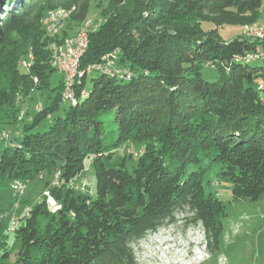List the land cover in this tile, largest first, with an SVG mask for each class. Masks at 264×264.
I'll use <instances>...</instances> for the list:
<instances>
[{
	"label": "trees",
	"instance_id": "trees-1",
	"mask_svg": "<svg viewBox=\"0 0 264 264\" xmlns=\"http://www.w3.org/2000/svg\"><path fill=\"white\" fill-rule=\"evenodd\" d=\"M262 3L0 0V120L17 123V95L26 101L35 88L50 89L52 38L41 22L53 9H77L58 39L73 33L72 25L79 26L91 8L103 18L88 35L80 70L117 50L118 65L133 76L117 80L97 72L84 99L78 97L45 131H35L63 103L61 78L42 112L0 152V188L44 178L58 206L52 211L40 197L28 207L13 233L14 258L0 252V264H137L133 247L182 211L189 225L202 227L207 248L218 249L226 208L205 195L209 166L201 163L219 168L218 176L232 184L233 200L264 198V86L254 84L264 80V41L243 33L261 20ZM227 26L241 29L240 37L225 40L219 30ZM28 48L34 61L23 68L26 60L19 59ZM256 59L263 66L251 68ZM204 68L216 72L214 81L203 78ZM85 78L77 92L85 90ZM103 110L113 112L116 125L106 146L96 120ZM131 142L143 146L135 164L128 162L131 153L114 156ZM86 159L95 173L88 192L80 184ZM193 165L198 170L188 173Z\"/></svg>",
	"mask_w": 264,
	"mask_h": 264
},
{
	"label": "rangeland",
	"instance_id": "rangeland-1",
	"mask_svg": "<svg viewBox=\"0 0 264 264\" xmlns=\"http://www.w3.org/2000/svg\"><path fill=\"white\" fill-rule=\"evenodd\" d=\"M261 7L262 18L255 22L256 24L264 23V0ZM76 11L77 9H74L70 18L63 24L62 30L58 34L53 37L49 36L52 38L51 44L55 42L62 43L63 39L80 32L82 26L83 28L87 26L89 28L92 22L98 26L100 21L103 20L101 14H99L100 12L95 8H91L87 13V17L79 26L72 25L73 33L67 37L58 39L57 37H59L67 22ZM94 20H97V22ZM249 26L246 28V31H248ZM44 29L46 30V26ZM240 31L241 29L239 30V28L227 26L220 29L219 33L225 36L224 39L227 40L226 38L228 36L230 39L239 38L241 35ZM29 52L31 51L28 48L20 56L19 61L22 59L28 62L31 61L33 64L34 57ZM115 65L130 70L127 67L119 66L118 58L115 61ZM249 66L251 68L263 66V61L256 59ZM215 74L216 72L206 68L201 72L203 78L208 81H214ZM99 75L100 73L97 72L88 74L84 80L86 82V91L91 89L92 82L90 80L95 79ZM33 78H31L32 82L37 86V81ZM61 78H63L61 73L56 70L49 76V90H44L41 93V91L35 88L30 92L29 98L26 101L24 97L17 95V107L19 110L16 120L17 123L14 124L12 118L0 120V152H2L6 144L13 143L14 137L19 138L23 125L30 124L31 118L37 113V109H35L37 104H40L43 108V103L47 95L55 96L54 93L56 91L54 93L51 91L57 88ZM258 83L264 86L263 79L257 78L254 84ZM68 106L66 103H60L58 110L52 112L51 116L45 117L35 131H45V129L53 124L55 118L63 115L64 110ZM113 116V112L109 110L100 111L96 115V120L101 122L100 127L105 135V139L103 140L104 146L110 145L116 134V125ZM142 147L140 143L131 142L115 151L114 156L131 153L133 160H128V162L135 164L137 158L134 157V154L139 156ZM201 166H209L202 181L205 195H213L226 208V216L221 219L222 231L217 244L218 249L211 252L207 248L202 227L199 224L189 225L187 223L188 221H186L189 216L185 211H182L175 215L171 223L159 228L154 233L146 234L143 240L133 247L137 264H264V198L256 202L250 200H233L231 194L232 184L228 179L218 176L219 168L211 164L208 160L203 161ZM187 169L188 173L193 172V170H198L194 165ZM55 178L56 175L54 176ZM81 178L80 184H82L85 192L95 188V173L93 172L90 160L86 159L84 176ZM44 182V178L34 179L32 182L25 183L21 192L16 194H13L12 190H10L9 184L0 188V252L11 251V260L14 258L13 252L17 247L13 243L14 222L16 223L18 221L19 224L20 221H23L24 216L27 215L28 207L35 205L40 197L45 196L47 190L44 189Z\"/></svg>",
	"mask_w": 264,
	"mask_h": 264
},
{
	"label": "built area",
	"instance_id": "built-area-1",
	"mask_svg": "<svg viewBox=\"0 0 264 264\" xmlns=\"http://www.w3.org/2000/svg\"><path fill=\"white\" fill-rule=\"evenodd\" d=\"M61 12H54L52 15H45L46 17V29L47 31H50V34H52L55 30H62L61 29V23H58V16L57 14H61ZM47 16H55V22L54 23H47ZM97 28V25H94V22H92V25L89 27L88 30L85 31V33H82L81 36L77 37L75 41H72L68 47H65L63 61H60L63 63L64 68V76L69 77L71 76L72 81V71L74 70V65L79 64L80 60L83 56L82 54V47L84 44H88V35L89 33L93 32ZM244 34L246 37L250 38L252 41H264V23L258 28L253 31H244ZM119 56V53L117 50H114L112 52H108V54L105 55L104 62H100L96 65H89L87 68L84 69L81 80L83 77H87L90 72H95L97 69L100 68H108L109 65H115V61L117 60ZM244 57H252V55L247 54ZM239 58V57H236ZM116 66V65H115ZM125 69L126 74L127 72H131L130 70L126 68H120ZM82 82H73L70 84H67L66 88V95L64 96V103L68 104L69 106H73V99L78 98L80 96L84 95V88L82 90H77L81 87ZM24 183L19 181H13L10 185V188L13 192V194L20 193L21 189L23 188ZM53 185H57V177L55 178ZM45 202L48 205V208L51 210L58 209L57 204L52 200L50 193H45ZM14 222V221H12ZM18 221L14 222V230L17 227Z\"/></svg>",
	"mask_w": 264,
	"mask_h": 264
},
{
	"label": "bare ground",
	"instance_id": "bare-ground-1",
	"mask_svg": "<svg viewBox=\"0 0 264 264\" xmlns=\"http://www.w3.org/2000/svg\"><path fill=\"white\" fill-rule=\"evenodd\" d=\"M74 9H75V7H70V8H67V9H64V8L53 9V10L47 11V13L45 15H52V14H54V12L63 11L61 14H57L58 23H61V28H62L63 24L70 18V16L73 13ZM45 17L43 18V20L41 22L43 29L46 26V18ZM54 22H55V16H47V23H54ZM261 25L262 24H256L254 22L252 25L249 26L248 31H253L255 29H258ZM88 29H89L88 26L85 27V28H83V26H82L80 32H78L76 35L63 39L62 43H56L55 42V43L51 44V46H50L51 56H52L51 67L55 71L57 70L59 73H61V75L63 77V81L62 82H64V89L62 88L63 91L61 93L62 102L63 103H64V96L66 95L67 84L72 83V81L73 82H81L80 81L81 80V75H82L84 70L83 71L80 70L79 64H75L74 65V70L72 71V81H71V76H69V77H65L64 76L63 63L60 62V61H63V57H65V55H64L65 47H68L72 41H75L77 39V37L81 36V34L85 33V31L88 30ZM45 31L47 32V34L49 36L53 37L54 35L58 34L60 30H55L52 34H50V31H47V29ZM87 46H88V44H84L83 45L82 54L85 52ZM249 59H250V57L248 59H246V60H249ZM104 60H105V56L103 58H101L100 62H104ZM100 62L95 63L93 65L99 64ZM27 64H28L27 61L21 62V66L23 68H26ZM96 72H100L101 74H104V75H106L108 77L109 76L110 77H115V78H117L119 80H123V79L131 80L130 72H127V74H126V70L125 69H120L118 66H115V65H109L108 68L97 69L95 71V73ZM90 73H92V72H90ZM33 79L35 81H37L35 77ZM87 95L88 94H87L86 90H84V95L80 96L79 98L82 100ZM76 100H77V98L73 99V105L76 104V102L78 101V100L77 101ZM41 108L42 107H41L40 104H37V106L35 107V109H37V112L42 111ZM55 210L56 209H53L52 211H55Z\"/></svg>",
	"mask_w": 264,
	"mask_h": 264
}]
</instances>
